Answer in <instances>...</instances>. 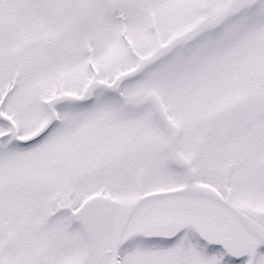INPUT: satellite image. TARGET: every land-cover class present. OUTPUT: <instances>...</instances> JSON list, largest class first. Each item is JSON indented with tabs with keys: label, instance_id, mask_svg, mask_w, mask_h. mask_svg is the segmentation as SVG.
<instances>
[{
	"label": "snow or ice",
	"instance_id": "6c2138e0",
	"mask_svg": "<svg viewBox=\"0 0 264 264\" xmlns=\"http://www.w3.org/2000/svg\"><path fill=\"white\" fill-rule=\"evenodd\" d=\"M0 264H264V0H0Z\"/></svg>",
	"mask_w": 264,
	"mask_h": 264
}]
</instances>
